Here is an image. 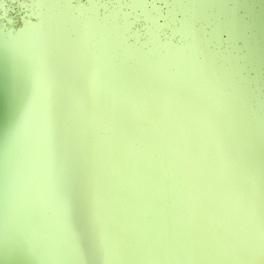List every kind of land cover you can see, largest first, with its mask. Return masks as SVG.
<instances>
[{
	"label": "water",
	"instance_id": "obj_1",
	"mask_svg": "<svg viewBox=\"0 0 264 264\" xmlns=\"http://www.w3.org/2000/svg\"><path fill=\"white\" fill-rule=\"evenodd\" d=\"M85 252L264 264V0H0V264Z\"/></svg>",
	"mask_w": 264,
	"mask_h": 264
},
{
	"label": "snow or ice",
	"instance_id": "obj_2",
	"mask_svg": "<svg viewBox=\"0 0 264 264\" xmlns=\"http://www.w3.org/2000/svg\"><path fill=\"white\" fill-rule=\"evenodd\" d=\"M128 25L133 33L139 30H143L147 26L143 17L140 16L130 17L128 20ZM81 264H88V257L86 252L81 256Z\"/></svg>",
	"mask_w": 264,
	"mask_h": 264
},
{
	"label": "rangeland",
	"instance_id": "obj_3",
	"mask_svg": "<svg viewBox=\"0 0 264 264\" xmlns=\"http://www.w3.org/2000/svg\"><path fill=\"white\" fill-rule=\"evenodd\" d=\"M99 134L104 135V136H109L110 132L104 128L99 129Z\"/></svg>",
	"mask_w": 264,
	"mask_h": 264
}]
</instances>
